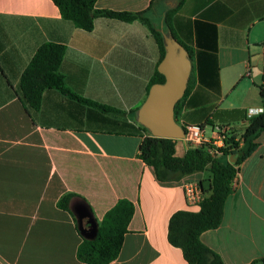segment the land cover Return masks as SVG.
I'll use <instances>...</instances> for the list:
<instances>
[{
	"label": "crops",
	"instance_id": "1",
	"mask_svg": "<svg viewBox=\"0 0 264 264\" xmlns=\"http://www.w3.org/2000/svg\"><path fill=\"white\" fill-rule=\"evenodd\" d=\"M149 2L96 0L94 7L139 12ZM162 10L144 15L158 30L166 29ZM206 25L216 29L219 93L194 80L176 122L242 129L244 120L213 121L211 114L264 109V0H186L172 20V35L195 51L197 29ZM47 42L65 47L59 71L68 89L121 110L134 126L133 112L159 63L158 47L141 21L97 17L92 30L83 31L63 19L51 0H0V264H85L76 257L81 239L94 237L120 199L132 203L133 214L109 264H187L167 241L168 219L190 209L181 184L207 177L199 172L158 182L138 158L145 132L116 133L94 109L55 90L43 92L38 110L28 108L19 79ZM256 142L238 166L220 225L200 234L223 264L264 259V131ZM65 194L76 196L69 211L56 205Z\"/></svg>",
	"mask_w": 264,
	"mask_h": 264
},
{
	"label": "trees",
	"instance_id": "2",
	"mask_svg": "<svg viewBox=\"0 0 264 264\" xmlns=\"http://www.w3.org/2000/svg\"><path fill=\"white\" fill-rule=\"evenodd\" d=\"M51 1L63 19L71 21L75 27L83 31H91L94 19L97 17L125 23L141 21L147 26L158 47L160 61L164 55L162 33L144 15L158 7H163L161 18L164 29L168 28L173 34L172 20L186 0H150L148 7L139 12L97 10L94 7L96 0ZM197 31L195 51L182 44L193 60V64L185 92L174 106L175 118L194 80L201 88L215 94L219 93L215 26L206 25L201 30L198 28ZM64 53L63 45L51 42L43 43L36 49L19 79V90L24 104L36 111L41 106L43 92L55 90L70 100L94 109L102 116L101 122L107 124L116 133L145 132L146 135L138 146V158L152 168L158 182H178L191 174L206 173L207 178L198 183L202 193L199 210L184 209L174 212L168 219L167 241L181 250L187 264H223L219 255L200 241V234L220 225L224 203L232 191L231 181L238 172V166L256 150L258 146L256 139L264 131V109L250 117L241 110L230 112L214 110L211 114L213 121L232 123L244 120L245 126L242 129L231 128L225 135L223 147L218 148L215 155L209 154L207 145L198 147L186 145L183 155L178 157L175 154L176 141L173 139L153 137L142 126L129 124L121 110L83 98L68 89L59 71ZM163 81L164 77L155 70L147 84L146 95L152 84ZM133 113L135 114V111ZM225 114L228 116L223 117ZM239 143H241L240 147ZM230 155H235L234 163L224 160V157ZM74 196L63 195L57 201V207L69 211L68 203ZM132 214V203L126 199L118 200L103 215L94 237L81 239L76 250L78 261L85 264H109L114 261L121 250ZM250 264H264V259H256Z\"/></svg>",
	"mask_w": 264,
	"mask_h": 264
},
{
	"label": "water",
	"instance_id": "3",
	"mask_svg": "<svg viewBox=\"0 0 264 264\" xmlns=\"http://www.w3.org/2000/svg\"><path fill=\"white\" fill-rule=\"evenodd\" d=\"M164 40V55L156 70L164 77L162 83H154L135 112V122L151 136L183 140L184 130L176 122L174 106L182 98L192 69L188 51L166 28L159 29ZM236 160L235 155H231ZM230 160V163H234Z\"/></svg>",
	"mask_w": 264,
	"mask_h": 264
},
{
	"label": "built area",
	"instance_id": "4",
	"mask_svg": "<svg viewBox=\"0 0 264 264\" xmlns=\"http://www.w3.org/2000/svg\"><path fill=\"white\" fill-rule=\"evenodd\" d=\"M262 112V109H250L246 112L247 117ZM184 130L183 142L191 147L207 145V151L210 155H215L218 148L223 147L225 135L231 127L228 125H214L207 132L203 124H182ZM241 143H239V147ZM235 186V177L231 181V187ZM181 189L185 204L192 210H199V204L202 200V193L198 183L194 181H185L181 184Z\"/></svg>",
	"mask_w": 264,
	"mask_h": 264
},
{
	"label": "rangeland",
	"instance_id": "5",
	"mask_svg": "<svg viewBox=\"0 0 264 264\" xmlns=\"http://www.w3.org/2000/svg\"><path fill=\"white\" fill-rule=\"evenodd\" d=\"M207 132L209 131L208 128L205 129ZM176 156L181 157L183 155V145L182 141L178 140L176 143V151H175ZM206 176V173H203Z\"/></svg>",
	"mask_w": 264,
	"mask_h": 264
}]
</instances>
